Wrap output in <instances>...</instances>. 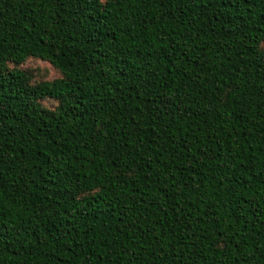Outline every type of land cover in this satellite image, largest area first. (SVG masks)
<instances>
[{"label":"trees","instance_id":"1","mask_svg":"<svg viewBox=\"0 0 264 264\" xmlns=\"http://www.w3.org/2000/svg\"><path fill=\"white\" fill-rule=\"evenodd\" d=\"M0 264H264V0H0Z\"/></svg>","mask_w":264,"mask_h":264},{"label":"rangeland","instance_id":"2","mask_svg":"<svg viewBox=\"0 0 264 264\" xmlns=\"http://www.w3.org/2000/svg\"><path fill=\"white\" fill-rule=\"evenodd\" d=\"M19 68L27 71V73L31 76L32 82L38 81H50L59 76L58 71H56L48 62L29 58L27 59ZM44 103L48 106H53L55 103L52 99L44 100Z\"/></svg>","mask_w":264,"mask_h":264}]
</instances>
